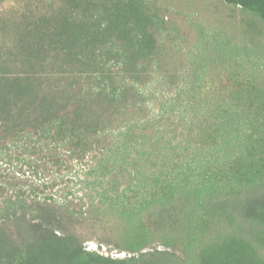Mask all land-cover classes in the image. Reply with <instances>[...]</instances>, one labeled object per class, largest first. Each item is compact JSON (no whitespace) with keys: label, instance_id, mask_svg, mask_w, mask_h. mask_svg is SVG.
<instances>
[{"label":"trees","instance_id":"obj_1","mask_svg":"<svg viewBox=\"0 0 264 264\" xmlns=\"http://www.w3.org/2000/svg\"><path fill=\"white\" fill-rule=\"evenodd\" d=\"M63 3L0 8V264H264V75L201 91L246 49L198 24L183 54L156 0Z\"/></svg>","mask_w":264,"mask_h":264},{"label":"rangeland","instance_id":"obj_2","mask_svg":"<svg viewBox=\"0 0 264 264\" xmlns=\"http://www.w3.org/2000/svg\"><path fill=\"white\" fill-rule=\"evenodd\" d=\"M62 4L65 5L63 0H3L0 8L8 12L15 11L18 15L33 12L38 16L47 10L60 8ZM152 10L168 22L177 24L179 34L184 36V41L177 38L184 44L183 54L193 47L199 25L207 28L208 32L211 29L223 32L232 43L242 45L246 49L247 52H243L242 56L227 61L224 65L220 63L208 65L201 86L203 93L215 89L223 91L238 89L237 81L230 80L227 76L231 72L256 71L264 75V25L254 20L248 13L242 12L238 6L227 4L223 0H156V7ZM83 244L87 249L114 258L127 255V252L115 248L112 243L98 244L93 238H87Z\"/></svg>","mask_w":264,"mask_h":264}]
</instances>
